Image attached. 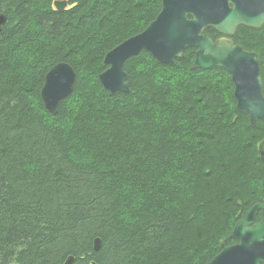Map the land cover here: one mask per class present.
<instances>
[{
    "label": "trees",
    "instance_id": "16d2710c",
    "mask_svg": "<svg viewBox=\"0 0 264 264\" xmlns=\"http://www.w3.org/2000/svg\"><path fill=\"white\" fill-rule=\"evenodd\" d=\"M55 1L0 0V264H206L263 195L264 118L251 125L225 69L191 68L196 48L142 51L128 92L103 87L105 54L162 0ZM252 31L235 38L264 56ZM59 62L76 80L54 114L41 89Z\"/></svg>",
    "mask_w": 264,
    "mask_h": 264
},
{
    "label": "water",
    "instance_id": "95a60500",
    "mask_svg": "<svg viewBox=\"0 0 264 264\" xmlns=\"http://www.w3.org/2000/svg\"><path fill=\"white\" fill-rule=\"evenodd\" d=\"M57 9L68 5L56 0ZM0 13V32L6 24ZM264 24V0H162L156 18L139 33L127 38L104 57L107 68L99 74L103 87L110 92L130 90L125 63L142 51H147L161 63H173L184 57L187 48L195 49L192 69L223 68L232 76L237 107L245 111L251 125L264 118V94L260 69L253 53L245 52L229 37L241 26L260 27ZM214 28L224 36L213 39L206 32ZM76 71L67 62L55 64L46 74L41 97L46 107L57 113L59 102L74 90ZM259 152L264 159V140ZM258 208L236 224L230 237L241 239L238 244L221 246V251L206 264H260L264 261V221L249 227ZM96 237L94 248L101 246ZM70 256L65 264H71Z\"/></svg>",
    "mask_w": 264,
    "mask_h": 264
},
{
    "label": "flooded vegetation",
    "instance_id": "af4514ba",
    "mask_svg": "<svg viewBox=\"0 0 264 264\" xmlns=\"http://www.w3.org/2000/svg\"><path fill=\"white\" fill-rule=\"evenodd\" d=\"M242 27H248V26H244V25H241ZM241 26H239V27H241ZM263 26H264V24L262 25V26H260V27H250L253 31H252V33L254 34L253 35V37H255L256 35H258L259 33H257L258 31H262V29H263ZM238 27V28H239ZM238 28L236 29V31H235V33L234 34H232V35H230L229 37H231L233 40H234V42L237 44V45H239L245 52H247V53H253V54H255V56H256V61H257V63H258V66H259V69H260V73H261V78H262V82H263V94H264V56H263V54L262 53H260V50L257 48V47H246L245 46V44H242L241 43V41L243 40L241 37H237V38H235V36H236V34H237V30H238ZM209 29V34L211 35V37L213 38V39H218V38H220V37H222V36H224L222 33H220V32H218L217 30H215L214 28H208ZM261 31H260V33H261ZM229 73V72H228ZM230 74V73H229ZM230 76H231V74H230ZM231 78H232V76H231ZM259 146H260V144H259ZM256 205H264V187H263V195H262V197L259 199V200H257V201H255V202H253V203H251V204H249L247 207H246V209L244 210V212L241 214L240 213V215H239V217L236 219V221H235V224H234V227L236 226V224L237 223H239L240 221H242V220H244L247 216H248V213L256 206ZM264 221V208H258L257 209V211L255 212V214H254V216L252 217V222L249 224V227H253L254 225H256V224H259V223H261V222H263ZM234 227H233V229H234ZM233 231V230H232ZM232 233V232H231ZM231 235V234H230ZM231 238V237H230ZM232 239V242L229 244V245H225V244H222V245H225V246H230V245H234V244H238L239 242H240V240L241 239H239V238H231ZM221 245V246H222ZM221 251V250H220ZM216 256V255H215ZM214 256V257H215ZM213 257V258H214ZM212 258V259H213ZM211 259V260H212ZM210 260V261H211ZM209 262V261H208ZM207 262V263H208ZM260 264H264V261L263 262H261Z\"/></svg>",
    "mask_w": 264,
    "mask_h": 264
},
{
    "label": "bare ground",
    "instance_id": "6f19581e",
    "mask_svg": "<svg viewBox=\"0 0 264 264\" xmlns=\"http://www.w3.org/2000/svg\"><path fill=\"white\" fill-rule=\"evenodd\" d=\"M0 13H4V12H0ZM5 14V13H4ZM6 15V14H5ZM6 19H7V15H6ZM6 23H7V20H6ZM6 25V24H5ZM89 78V77H88ZM100 93V92H99ZM107 99V98H106ZM102 101V100H101ZM81 102H82V100H81ZM44 104H45V102H44ZM45 107H46V105H45ZM46 109L47 110H49L47 107H46ZM50 111V110H49ZM92 241V240H91ZM28 249V248H27Z\"/></svg>",
    "mask_w": 264,
    "mask_h": 264
}]
</instances>
